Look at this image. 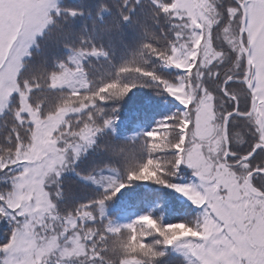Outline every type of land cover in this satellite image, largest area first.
Here are the masks:
<instances>
[{"label": "snow or ice", "instance_id": "snow-or-ice-1", "mask_svg": "<svg viewBox=\"0 0 264 264\" xmlns=\"http://www.w3.org/2000/svg\"><path fill=\"white\" fill-rule=\"evenodd\" d=\"M0 264H264V0H0Z\"/></svg>", "mask_w": 264, "mask_h": 264}]
</instances>
